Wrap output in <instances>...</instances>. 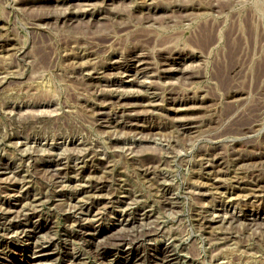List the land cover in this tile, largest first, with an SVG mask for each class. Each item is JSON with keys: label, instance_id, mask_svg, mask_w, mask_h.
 <instances>
[{"label": "rangeland", "instance_id": "374dc122", "mask_svg": "<svg viewBox=\"0 0 264 264\" xmlns=\"http://www.w3.org/2000/svg\"><path fill=\"white\" fill-rule=\"evenodd\" d=\"M260 153L264 0H0V264H264Z\"/></svg>", "mask_w": 264, "mask_h": 264}, {"label": "bare ground", "instance_id": "6f19581e", "mask_svg": "<svg viewBox=\"0 0 264 264\" xmlns=\"http://www.w3.org/2000/svg\"><path fill=\"white\" fill-rule=\"evenodd\" d=\"M3 43V42H2ZM131 58V57H130ZM135 60V58L134 59H132V64L129 66V69L132 67V65L135 63H133V61ZM170 68V67H169ZM121 97V96H120ZM118 98V97H117ZM181 104V103H180ZM180 107V106H179ZM178 107V108H179ZM177 108V107H176ZM183 108V107H182ZM185 108V107H184ZM183 108V109H184ZM187 109V108H186ZM251 118V117H250ZM245 119V118H244ZM253 119V118H252ZM252 119L251 120H249V121H251L250 123H248V124H245V125H242L240 128H238L237 129V134L239 133V134H241L242 136H244V135H250L251 133H254L255 131H257L256 130V127H257V125L256 124H254V121L252 122ZM111 120V119H110ZM244 121H247V117H246V119L245 120H243V124L245 123ZM247 143V142H246ZM248 144V143H247ZM246 145V144H245ZM236 150V149H235ZM237 152V151H236ZM259 154V153H258ZM260 154H263V156H264V153H260ZM222 155V154H221ZM235 156V155H234ZM239 156V155H238ZM257 156V155H256ZM240 157V156H239ZM204 158H206V157H204ZM220 158V157H219ZM262 158H264V157H262ZM261 158V160H264V159H262ZM211 159V158H210ZM237 159H240V158H237ZM214 161L215 160H213V159H211V160H209V161H207L208 162V166L209 167H211L212 166V163H214ZM206 162V161H205ZM219 163V162H218ZM8 164V163H7ZM204 165H206V164H204ZM206 167V166H205ZM214 167H215V165H214ZM149 169V168H148ZM7 170V169H6ZM207 170V169H206ZM93 180V179H92ZM93 186V185H92ZM264 186V185H263ZM91 187V186H90ZM98 187V186H97ZM95 189V188H94ZM253 189V188H252ZM256 190H261L262 191V187L261 186H259ZM34 199V198H33ZM36 204V203H35ZM37 205V204H36ZM82 208V207H81ZM8 212V211H7ZM12 212H14V211H11V213ZM78 213V212H77ZM6 214V213H5ZM13 214V213H12ZM223 214H225V213H223ZM144 215V214H143ZM9 216V215H8ZM26 216V215H25ZM72 216V215H71ZM14 217V216H13ZM13 219V218H12ZM73 219V218H72ZM207 219V218H206ZM210 219V218H209ZM217 219H219V220H222L223 218H222V216L221 215H216V216H214V221L215 220H217ZM3 220V219H2ZM7 220V219H6ZM20 220V219H19ZM209 221V220H208ZM84 225V224H83ZM26 227V226H25ZM25 227L22 229V231L21 232H23V233H25L26 234V232H29V236H37V233H39L40 232V228H38L37 229V227H35V228H33V229H25ZM11 229V228H10ZM82 229V228H81ZM152 231H153V229H152ZM148 233H149V230L147 231ZM14 234V233H13ZM81 236H83V237H85L86 235H85V233H84V231H81ZM35 238V237H34ZM116 239V245H118V246H123L124 244H126L127 242L129 243V239H130V237H128V236H124L123 235V233H122V235H118V237H116L115 238ZM39 240V239H38ZM93 241V240H92ZM137 241V240H136ZM34 242H35V240H34ZM54 242V239H46V240H43L41 243L39 242V247H41V249H39V250H42V247H44L45 246V244H47V243H49V245H51L52 243ZM89 242V241H88ZM133 242V241H132ZM131 242V243H132ZM55 243V242H54ZM1 246V245H0ZM99 246H102V244H99ZM168 246V245H167ZM96 247H98L97 245H96ZM104 249H106L104 246H102ZM169 250V249H168ZM68 254V253H67ZM65 255V254H64ZM46 257H48V255H45ZM75 256V255H74ZM46 257H44V258H46ZM67 257V256H66ZM69 257V256H68ZM166 257V256H165ZM70 258V257H69ZM73 258V257H72ZM74 260H70L71 262L72 261H75V263L74 264H81L82 262L81 261H79V262H81V263H79V262H77L78 260L74 257L73 258ZM151 259V258H150ZM66 260V259H65ZM80 260V259H79ZM155 260V259H154ZM73 263V262H72ZM84 264V263H83Z\"/></svg>", "mask_w": 264, "mask_h": 264}]
</instances>
